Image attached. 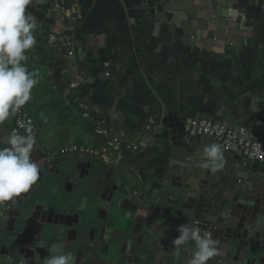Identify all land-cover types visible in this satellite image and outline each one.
I'll use <instances>...</instances> for the list:
<instances>
[{
	"label": "crops",
	"instance_id": "crops-1",
	"mask_svg": "<svg viewBox=\"0 0 264 264\" xmlns=\"http://www.w3.org/2000/svg\"><path fill=\"white\" fill-rule=\"evenodd\" d=\"M218 2L71 0L65 8L64 0H31L26 12L38 24L37 44L27 59L37 71H45L42 84L55 95L61 92L77 113L102 126L107 138L118 137L122 146L137 143L139 150L109 146L91 148L96 157L70 154V169L75 168L70 191H65L72 202L70 225L40 229L39 219L26 223L35 211L19 203L0 204V260H28L17 243L21 237L34 252L33 260L43 263L50 246L59 241L73 253L75 264H187L191 250L176 253L171 242L179 225L196 223L201 228L203 222L184 218L192 214L193 205L180 170L191 171L197 163H187L188 155L195 152L200 162L202 148L215 142L185 134V119L207 117L264 133V0H237L232 10L218 9ZM15 119L13 114L0 124V143ZM151 119L156 124L148 131ZM38 147L49 165H59L64 149L46 150L37 141ZM226 154L225 168L259 175L263 189L262 165L247 162L236 149ZM41 171L37 188L44 192L45 208L53 205L47 199L55 187L48 193L51 175ZM80 172L89 174L82 189ZM93 181L101 197L96 196L94 205L114 201L120 215L106 231L107 222L98 214L101 207L82 222L91 205L84 189ZM11 208L21 217L13 228L7 222ZM130 211L136 220L129 218ZM139 218L152 225L145 229ZM130 237L132 244L125 250L119 241Z\"/></svg>",
	"mask_w": 264,
	"mask_h": 264
},
{
	"label": "clouds",
	"instance_id": "clouds-1",
	"mask_svg": "<svg viewBox=\"0 0 264 264\" xmlns=\"http://www.w3.org/2000/svg\"><path fill=\"white\" fill-rule=\"evenodd\" d=\"M31 0H0V124L28 104L41 75L26 65L27 53L37 44L38 24L26 12ZM36 136L31 127L23 132L12 130L0 143V204L16 203V198L29 193L40 178L41 165L33 157ZM224 166V152L219 144L202 148L199 167L216 172ZM171 242L176 253L191 250L187 264H209L222 255L219 241L211 232L193 224H181ZM44 264H75L71 251L63 243L50 246Z\"/></svg>",
	"mask_w": 264,
	"mask_h": 264
},
{
	"label": "water",
	"instance_id": "water-1",
	"mask_svg": "<svg viewBox=\"0 0 264 264\" xmlns=\"http://www.w3.org/2000/svg\"><path fill=\"white\" fill-rule=\"evenodd\" d=\"M220 1L218 9L225 7L227 10H232L233 4L237 3V0ZM208 28L214 29V27ZM256 135L262 136L264 133H256ZM224 155H227L226 151ZM198 156L194 152L187 157V163L191 165L197 163L191 171L184 167L180 170L184 178H187L182 183L185 184V188H189L193 205L190 208L192 214L184 218L203 222L201 229L211 232L213 238L219 241L218 246L222 255L214 258L209 264H264V187L262 189L261 184H258L260 176L241 175L233 166L231 168L223 166L216 172L202 169L199 167ZM84 182L80 181V189ZM56 190L55 187L54 192ZM52 191L51 189L48 193ZM55 196L50 194L47 201L54 204ZM28 198L30 202L23 205V208L35 211L37 199L33 196L25 199ZM151 225L152 223L148 222L146 229ZM146 255L151 256L150 253ZM172 257L175 258V254ZM137 259L140 263L141 258Z\"/></svg>",
	"mask_w": 264,
	"mask_h": 264
},
{
	"label": "flooded vegetation",
	"instance_id": "flooded-vegetation-1",
	"mask_svg": "<svg viewBox=\"0 0 264 264\" xmlns=\"http://www.w3.org/2000/svg\"><path fill=\"white\" fill-rule=\"evenodd\" d=\"M35 151L37 153L34 152L33 157L37 161L40 162L41 170L44 168L51 175L49 190H51V189L53 190V187L57 188L56 193L53 191V195H56L53 198L55 203L51 206H46L45 208H42L45 206V205L42 206V204H44V203H42V199H41V197L43 196L41 194H44V192L40 194L38 191L37 185H39L38 184L39 180L42 178V174H44V172L40 171V178L38 179L37 183L33 186V190L30 191L29 193H23V194H21L20 197H17L15 204L19 203L20 205H22L21 206V208H22L23 205L30 202L29 198L28 199H25V198L30 197V196L35 197L37 199L36 204H35V207L37 209L35 210V212L32 210V212H34L32 214L33 219L26 221V223H29V222L31 223L34 219H39L37 226L40 229H42L46 225H55L57 223H61V225L62 224L63 225H70V207L72 206V202H71L70 197H68L69 194L65 192V191H70V177H72V175H74L73 171H75L74 170L75 168L70 169V157H69L70 154L64 153V150H63L61 153H59V155L61 157V159L58 160L59 165L53 166V164L49 165L47 163V158H46L45 154H43L41 152V149L39 150V147L36 148ZM85 156L96 157L95 155H85ZM93 157H91V158H93ZM77 176L79 178L78 183H80V181H85L84 185H86V181L89 182V179L85 178V176H89V174L84 173V172L83 173L80 172ZM94 185H95V182L93 184H91V187L89 185L84 190V194H86V198H87L86 200H90L91 205L88 206L86 211H84L86 216L85 215L83 216L82 222L86 223L88 216H90L91 210L93 208H95L97 206H98L97 208L101 207V209L98 211V214H100L101 216L104 217L103 220H101V222H107L106 223L107 225L103 226L104 227L103 230L106 231L107 227H109L111 225H115L118 222L120 215H119V212L115 209L116 205H115L114 201L111 202V205H109V206L104 205L102 200H100L99 203H97V206L94 205V199L96 198V196H98V192L94 189L95 188ZM61 186L64 187V188L62 187L64 189V191L61 190ZM82 188H83V186L81 187V189ZM98 197H100V196H98ZM43 198H44V196H43ZM6 203L10 205V202H6ZM73 203H74V201H73ZM47 207L49 210H47ZM129 209H130V206H129ZM143 211H147V210H143ZM7 212H8L7 213L8 214L7 222H8V224H10V228L16 227L18 225V220L21 219L19 212L17 211V209L14 210L13 208H11ZM130 212H131V217H129V218L136 220L137 215L136 214L132 215L133 214L132 211H130ZM71 215H73V214H71ZM80 216L81 215H79L78 217L80 218ZM137 222L138 223H140V222L144 223L145 227H146V224L148 223V221L144 218L137 219ZM16 235H18V233ZM17 239H18V241H17L18 245H20L25 250L26 257L28 258V260H25L24 264H44L41 261H34L33 260L34 256H35L34 252L32 250L29 251L28 243L25 241H22V240H26V239H23L21 237H17ZM37 241H39L38 242L39 244L45 243V242H42L41 239H38ZM119 242L121 243V245L124 249L129 248L130 245L132 244L131 243L132 242L131 237H130V239H126L123 242H121V241H119ZM36 251L41 252L42 248L40 247Z\"/></svg>",
	"mask_w": 264,
	"mask_h": 264
},
{
	"label": "built area",
	"instance_id": "built-area-1",
	"mask_svg": "<svg viewBox=\"0 0 264 264\" xmlns=\"http://www.w3.org/2000/svg\"><path fill=\"white\" fill-rule=\"evenodd\" d=\"M83 115L88 118L86 114ZM155 124V121L151 119L146 129L148 131L151 130ZM25 127H31L35 133L36 140L38 141V128L24 106L17 112L14 129L23 132ZM181 130L190 137L210 139L216 144H219L225 151L236 149L241 153L242 157L247 162L257 163L264 167V135L257 136L247 127H235L225 122L213 120L207 117L196 118L194 116H190L185 119ZM96 131L101 136H107V131L102 126L97 125ZM109 140L110 145L114 150H119L121 147L127 151L136 152L139 150L137 143H127L125 146H122L118 137L115 136H111ZM64 153L80 156L96 155V153L92 150L90 151L76 146L64 150Z\"/></svg>",
	"mask_w": 264,
	"mask_h": 264
},
{
	"label": "trees",
	"instance_id": "trees-1",
	"mask_svg": "<svg viewBox=\"0 0 264 264\" xmlns=\"http://www.w3.org/2000/svg\"><path fill=\"white\" fill-rule=\"evenodd\" d=\"M65 8L71 6V0H64ZM26 65L30 70H36L31 64L30 60H26ZM41 77L45 73L44 70L37 71ZM43 78L40 79L39 84L33 89L32 100L25 105L26 111L33 118L38 131L41 133L43 129L48 127L47 120H40L39 115H49L59 127H66L75 130H81L83 136L76 142L81 146L91 147L93 150L109 148L110 140L105 136L97 133V124L93 123L89 118L84 117L83 114L77 113L64 99L63 95L44 86L42 84ZM17 118V113L14 114ZM16 122V119H15ZM11 130L15 128V124L8 126ZM50 129V128H48ZM0 264H12L7 260H0Z\"/></svg>",
	"mask_w": 264,
	"mask_h": 264
},
{
	"label": "rangeland",
	"instance_id": "rangeland-1",
	"mask_svg": "<svg viewBox=\"0 0 264 264\" xmlns=\"http://www.w3.org/2000/svg\"><path fill=\"white\" fill-rule=\"evenodd\" d=\"M39 119L47 120L48 127L39 132L38 142L41 147L50 151H62L63 149H70L71 147H79L76 142L83 136L81 130H75L66 127H59L57 123L52 120L49 115H39ZM50 128V129H48ZM84 149L90 150L91 147L81 146ZM91 151V150H90Z\"/></svg>",
	"mask_w": 264,
	"mask_h": 264
}]
</instances>
